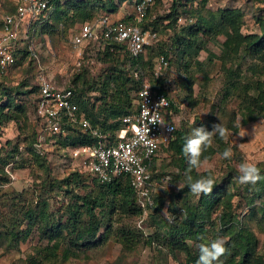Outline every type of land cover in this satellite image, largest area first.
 Masks as SVG:
<instances>
[{
	"label": "trees",
	"instance_id": "16d2710c",
	"mask_svg": "<svg viewBox=\"0 0 264 264\" xmlns=\"http://www.w3.org/2000/svg\"><path fill=\"white\" fill-rule=\"evenodd\" d=\"M207 1L202 0L203 5L196 8L193 7L194 0H186L184 3L183 0H178V5L174 4L172 12L168 15L172 22L169 26L175 27L183 14L196 15L195 23L183 28V35L181 32L174 33L176 35L174 37L175 49L179 53V58L185 63L195 60L198 65H201L196 58L201 50H206L205 38L216 40L221 35L225 36L222 53L216 56L209 52L207 58L211 61L216 57L222 63L227 83L223 100H227L233 94L241 97L239 104L241 123L246 125L264 117V16L259 15L258 17L261 28L259 33L243 34L241 32L244 21L242 9L223 8L216 12L205 13L203 10H207ZM19 2L20 0H15L8 3L7 8L5 7L1 30L4 29V18L16 14ZM52 2L55 11L52 21L42 27V31L45 33H53L60 25L66 28L89 22L94 18L96 9L118 12L123 3H132L134 0H52ZM151 7L141 24L142 26H145V22L151 16ZM122 20L133 22V16L131 14ZM150 24L154 28L158 27L157 20H153ZM96 38L103 41L102 60H111V66L96 79L95 77L87 79L84 71L74 75L71 85L67 88H71L76 94L80 111L84 112L95 127L102 130L106 137L104 141L107 144H113L118 140V132L124 127L123 117L137 110L141 78L145 75L147 67L153 68V54L150 52L147 56L146 49L149 48L151 51L154 49L147 46L145 52L136 58L124 45L107 41L100 33L96 35ZM94 40L96 39H91L90 44ZM121 51L124 53L122 59ZM14 52L17 58L16 62L5 69L0 68V79H5L11 69L21 66H26L27 74L20 81L22 83L18 87L2 86L0 83V124L27 120L29 104H32V112L36 123L40 126L41 118L37 116L39 76L46 74L44 69L36 63L37 58L31 56L29 40L26 36L17 41ZM160 53L165 58H169L167 50L161 49ZM242 53L252 56L255 60L249 65L248 72L251 76L246 82L242 81V72L235 67L236 60L240 59ZM136 72H139L140 78L134 75ZM151 83L170 98L171 106L165 111L167 118L170 119L177 106L162 85L160 76L155 77L154 75ZM193 83V79H188L189 95L187 98L192 94ZM131 91L135 92L134 96ZM94 94L97 95L93 97ZM25 97L27 99L29 97L31 102L27 103ZM232 114L231 121H234L236 115ZM217 121L216 115L212 113L205 121L197 118L194 124L196 127L202 126L211 131L213 124H216ZM229 128L238 130V127L232 124L229 125ZM71 129L65 136H48L46 138L47 146L57 147L63 152V155L70 157L71 148L96 143L97 139L91 133L78 127ZM190 130L188 127L176 128L172 140L161 149L162 152L166 151L171 156L170 165L179 168L180 174L176 175L175 179L184 178L188 168V160L182 152V147L185 138L191 133ZM39 139V127L26 137L25 152L31 159L24 160L25 163H23L24 157L22 156L24 152L20 150L19 145L14 146L13 153L7 154V159L0 157V179L7 178V165L11 162L17 163L19 160L21 161L20 167L26 166L27 162L36 164L45 174L42 179V190L40 189L37 193L38 200L34 205L26 204L21 208L16 205L13 210H9L7 215L0 210V220L3 226V229L0 228V241L6 240L10 244L18 246L21 242L27 241L32 232L36 230L40 240L46 242L38 250L36 256L29 257V264H44V261L56 264L60 253L65 260L77 257L81 253L88 252L91 248L106 244L112 235L128 251L136 249L141 242H144L147 245H157L166 249L173 257H177L178 253H183L184 260L181 264H197L199 252L196 245L208 242L220 235L227 238L226 247L229 249V252L220 258L222 264H264V249L257 250L259 239L256 233L249 226L245 217L240 219L239 213L234 210V198L238 197L240 200H245L246 214L252 213L254 216L260 217L264 213V180L255 185H242L237 183L238 171L231 168L234 173L229 172L221 180L214 176L216 185L212 193L201 195L196 201L194 200L195 195L185 186L174 194V197H178L182 202L183 214L181 217L177 216L170 223L162 221L158 225L159 229L151 235L145 236L142 231L125 225L123 222L126 217L141 216L144 212L138 205L129 178H119L102 184L91 172H88L94 176L92 184H88L79 171L71 173L64 179L53 177L47 155L49 149H38L36 144ZM226 144L225 140H221L218 136L214 137L211 148L204 152L201 161L212 159L217 153L221 154L226 149ZM159 153L158 151L152 161V180L154 182L160 178V172H158ZM19 156L22 158L19 159ZM260 171L264 176V170L260 169ZM190 174L195 180L201 175H207L208 171L199 173L197 169H193ZM1 184L3 181H0ZM82 186L86 189L84 188L83 192L79 193ZM53 191L62 192L68 197L65 209L57 210L59 215L56 214L57 211L54 212L51 209L50 196ZM5 194L7 193L0 192V202L5 205L10 200L14 205L17 200H20L17 199L18 196L9 198V196L5 197ZM155 200L156 207L152 215L159 214L164 205L163 201L159 202L157 196ZM218 210L221 211V218L219 221H214L212 215ZM263 220L264 216L260 217L259 222ZM23 223L26 224L25 228H21ZM214 230H217V236L212 235ZM200 237H204V240L201 241ZM214 264H219V262H214Z\"/></svg>",
	"mask_w": 264,
	"mask_h": 264
},
{
	"label": "rangeland",
	"instance_id": "374dc122",
	"mask_svg": "<svg viewBox=\"0 0 264 264\" xmlns=\"http://www.w3.org/2000/svg\"><path fill=\"white\" fill-rule=\"evenodd\" d=\"M15 0H0V34L1 23L5 15V7L7 4ZM202 0H194L193 7H201ZM186 0H183V3ZM178 5V0H154L151 7V16L143 25V29L150 33L156 32L157 37L153 39L150 45L151 49H146V54L151 52L153 55V68L146 69L145 77L151 82L154 79V67L158 64V59L163 54L161 49L169 52L168 67L163 69L160 73V79L165 90L169 93L171 99L177 106L168 120L175 121L177 129L196 127L195 120L198 118L201 121L210 114L216 115L218 121L229 130V135L226 138V148L231 147L233 150V157L229 160L221 159V155L217 153L212 159H205L199 173H205L208 169H212L213 176L221 180L228 175L231 168L237 171L238 165L245 160L256 164L259 169L264 170V117L252 121L246 125H242L239 111V104L241 97L233 94L227 100H223V95L226 92V77L224 68L220 60L214 57L213 60L207 58L209 52L218 56L222 53V43L225 41V36L221 35L216 40L205 38L207 42L206 50H201L196 60L200 61L198 65L195 60L186 62L179 58V53L175 49L174 33L183 35V28L187 25L193 24L196 21L195 16L181 15L175 27L169 26L171 19L168 15L172 12L173 6ZM223 8H240L244 12V21L242 23V33H259L261 31L258 17L264 16V0H208L206 2V11L216 12ZM134 13V2L123 3L118 12H108L105 9H96L93 19H98L103 15L109 16L112 20L122 19ZM158 21V27L154 28L151 22ZM76 27H63L60 25L53 33H46L44 35H37L35 37V46L38 52L37 64L44 69L47 77L52 78L57 85L69 86L72 83L74 75L80 72L84 74L87 79H96L98 75L104 74L105 70L111 66V60H102L103 56V41L100 38L90 44L86 42L79 48H74L71 44L69 36ZM23 35V34H22ZM21 36V38H23ZM20 38V39H21ZM123 51L120 52L121 59L124 58ZM118 55V53H116ZM187 60V59H186ZM255 61L252 56L241 54L240 59L236 60V68L243 74L242 81H248L251 74L248 72L249 65ZM188 65L186 66V64ZM231 65V64H228ZM27 74L26 66H21L17 69H11L5 79H0L2 86L18 87L22 82L23 77ZM188 79H193L192 94L189 98V90L187 87ZM22 89V88H21ZM23 90V89H22ZM134 96L135 92L131 91ZM97 95L94 94L93 97ZM27 103L31 102L30 98L25 97ZM94 99V98H92ZM98 103V101H97ZM98 105V104H97ZM236 118L231 121L233 114ZM28 119L22 121H11L0 124V157L7 159V154L13 153V148L16 145L20 146L23 163L24 160H29V155L25 152L26 137L30 136L34 129H40L43 136L48 137L46 132H42L40 126L36 123L34 113L32 112V104H29ZM237 126L238 130L229 128V125ZM190 130V131H191ZM217 145V143H216ZM47 147V146H46ZM47 153L51 167V175L53 177L64 179L71 173L79 171L83 174L86 183L92 184L93 175L89 174L86 168L80 166L78 162L70 159V157L63 155V152L57 147L48 146ZM159 166L160 178L155 180V197L159 202L163 201V209L157 215L149 214L141 216H133L124 218L125 225L140 230L145 236L151 235L159 229L158 225L162 221L172 222L177 216L181 217L183 214L182 202L174 194L178 193L179 183H185V177L181 179L176 175L180 174L179 168L170 165L171 156L166 151H159ZM22 157L19 156V159ZM22 163V164H23ZM21 161L17 163L11 162L6 166L8 173L7 178H1L3 184L0 185V192H5V197H19L17 202L12 200L5 205L0 202V210L6 215L9 210L17 205L21 208L26 204L34 205L38 200L40 189L42 190V179L45 174L43 170L36 164L27 162L26 166L20 167ZM28 165V166H27ZM239 183V181L237 182ZM84 186L79 189V193L83 192ZM86 189V188H85ZM167 189V190H165ZM50 205L51 209L63 211L68 202V197L58 191L51 192ZM46 196V195H45ZM12 198V199H13ZM4 199V196L2 200ZM197 196L194 197L196 201ZM234 210L239 213L240 219L245 217L249 226L253 229L259 239L258 251L264 249V220L259 222L260 217L254 216L252 213L246 214L247 206L245 200L234 198ZM167 209V213H165ZM176 209L179 211H176ZM176 212H175V211ZM221 211L213 213L212 219L219 221ZM58 214V211L56 212ZM59 215V214H58ZM23 223L21 228H25ZM0 228L3 229L0 220ZM217 230L212 232L216 235ZM211 235V236H212ZM217 237H221L220 235ZM216 237V238H217ZM225 240L226 237L223 236ZM46 244L45 241L40 240L37 231L32 232V235L27 241L21 242L18 246L10 244L8 241H0V264H29V257L36 256L38 250ZM184 260V254L178 253L177 257H173L166 249L157 245H147L141 242L136 249L132 251L125 250L120 242L113 235L110 236L106 244L91 248L88 252L81 253L77 257H71L68 260L62 258V253L59 255L56 264H181ZM44 264H50L44 261Z\"/></svg>",
	"mask_w": 264,
	"mask_h": 264
},
{
	"label": "built area",
	"instance_id": "2783aa9c",
	"mask_svg": "<svg viewBox=\"0 0 264 264\" xmlns=\"http://www.w3.org/2000/svg\"><path fill=\"white\" fill-rule=\"evenodd\" d=\"M153 3L154 0H134L133 22L112 20L103 15L76 26L69 36L72 46L79 48L100 33L105 40L124 45L132 56L138 58L157 37L156 32L145 31L141 25ZM54 11L52 0H20L16 14L4 18V29L0 34L1 69L16 62L14 46L23 35L29 40L31 56L38 59L35 37L46 34L42 27L52 21ZM167 66L165 56L160 57L153 73L155 77H159ZM138 73L134 75L140 78ZM141 79L137 110L123 117L124 127L118 132V140L113 144H107L102 130L95 127L84 112L80 111L74 91L57 85L46 75L39 76L37 116L41 118L42 132L49 136H65L71 128L78 127L96 137L97 141L93 145L71 148V159L91 172L102 184L129 178L138 205L143 209V214L147 215L149 212L153 213L156 207L155 182L152 180L153 158L172 140L177 127L175 121L166 118L165 111L171 106L170 98L159 91L158 87L155 88L145 75ZM146 92L148 94L145 97ZM161 99L165 103L157 107ZM153 116L158 117L163 124H150ZM147 128L150 129L149 138H155L156 147L151 151L140 142L142 131ZM46 138L40 131V139L36 144L38 149H48Z\"/></svg>",
	"mask_w": 264,
	"mask_h": 264
},
{
	"label": "clouds",
	"instance_id": "9594fccd",
	"mask_svg": "<svg viewBox=\"0 0 264 264\" xmlns=\"http://www.w3.org/2000/svg\"><path fill=\"white\" fill-rule=\"evenodd\" d=\"M147 94L148 93L146 92L145 97ZM164 103V99H161L157 107ZM149 123L153 125L163 124V121L159 120L158 117L153 116ZM149 131V128L142 131L140 142L151 151L155 149L156 144L154 142L155 138H149ZM228 135L229 130L222 122L213 124L211 131L202 126L192 128L191 133L185 138L182 147V152L188 160V168L185 171L186 185L185 183H179V189H183L187 186L190 189V192L197 197L212 193L213 188L216 185V178L212 175V169H208L207 175H201L195 180L190 173L193 169H200L202 166L201 157L207 149L211 148L214 137L218 136L221 140H226ZM220 155L221 159L229 160L233 157V150L231 147H228ZM237 171L239 173L238 181L242 185H255L259 181L264 180V176L261 175L259 167L248 160L240 163ZM164 211L167 213V209ZM200 240L203 241L204 237H200ZM226 243L227 241L223 237H218L208 242L198 243L196 245L199 252L197 264H214V262L222 264L220 258L229 252Z\"/></svg>",
	"mask_w": 264,
	"mask_h": 264
}]
</instances>
